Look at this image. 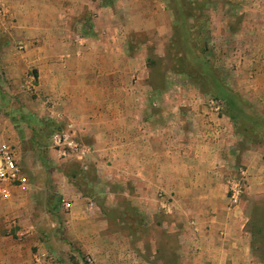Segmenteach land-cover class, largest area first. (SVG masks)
Here are the masks:
<instances>
[{
    "label": "rangeland",
    "instance_id": "rangeland-1",
    "mask_svg": "<svg viewBox=\"0 0 264 264\" xmlns=\"http://www.w3.org/2000/svg\"><path fill=\"white\" fill-rule=\"evenodd\" d=\"M27 2L36 4L35 0ZM71 2L76 10L69 13ZM64 3L61 14L73 26L78 28L79 20L84 19L92 34L97 27L102 38L116 39L114 50H126L121 65L131 73L121 80L138 87L141 116L146 109L153 120L162 117L171 153L177 149V134L186 153L191 151L192 138L224 139L212 157L221 171L212 176L223 187L215 191H222L225 197L220 204L185 202L187 196L199 192L193 185L206 179L201 178L205 174L190 168L201 167L193 162L184 173L167 172L168 187L147 190L155 199L149 200L140 173L126 169L127 156L105 161L106 170L96 173L89 164L84 168L94 152L92 145L82 158L60 157L53 151L50 135L64 123L37 115L43 98L25 83L33 68L22 67L21 81L4 75L1 55H23L28 48L22 39L4 42L17 36L9 10L16 2L0 0V133L17 141L19 164L36 182L35 190L28 192L37 198L35 221L42 230L39 244L44 252L39 253L41 258L36 255L53 264H197L186 258L201 237L200 230L209 222L208 216L224 214L238 217L232 221L234 225L244 223L250 244L257 249L253 254L257 260L264 249V221L256 220L259 216L264 220V130L254 128L256 122L264 125V98L246 90V82L241 86L238 70L243 69L240 50L247 36L257 42L264 37V0ZM157 126L152 124V133ZM75 137L82 144L76 133ZM111 167L114 171L107 170ZM235 180L244 181V186L238 202L231 204L230 182ZM257 184L263 188L258 185L257 189ZM75 189L92 202L89 213L73 211Z\"/></svg>",
    "mask_w": 264,
    "mask_h": 264
},
{
    "label": "crops",
    "instance_id": "crops-1",
    "mask_svg": "<svg viewBox=\"0 0 264 264\" xmlns=\"http://www.w3.org/2000/svg\"><path fill=\"white\" fill-rule=\"evenodd\" d=\"M12 1L16 4L13 9L9 7V10L15 18L12 28L17 36L11 40L7 37L4 42L22 39L28 49L23 55H1L6 67L4 75L9 79L14 78L13 81H21L19 77L24 74L22 67L33 68V74H28L29 79L25 83L27 87L33 78V91L45 100L41 99L37 115H45L56 123L71 122L82 142L79 157H83L86 147L88 150L89 145L94 147L85 169L90 167L98 173L106 170L105 161L113 158L112 161L116 162L120 156H127L126 169L133 174L140 173L137 175L142 176L146 189L144 195L152 200L154 197L146 191L166 190L167 172L184 173L193 168L205 174L201 178L206 179L193 185L199 192L197 195L193 193L190 198L187 196L185 202L223 203L224 193L215 191L223 188L220 179L212 176L221 169L216 167L212 157H216L213 152H216L218 143L221 141L222 144L224 139L215 142L216 137L208 141L205 138H192L191 151L186 153L188 151L180 143L181 135L177 134L174 139L177 149L171 153V140L165 133L166 128L161 126L165 123L160 121L162 117L153 120L149 114L146 115L143 106L145 110L141 116L142 112L138 108L142 102L136 100L138 87H132L121 80L123 75L128 76L131 72L121 65L126 50L125 54L123 49H113L114 37L112 41L102 38V32L98 33L97 27L92 34V29L87 30L90 25L84 19L79 20L78 29L63 18L61 13L64 14V1L72 0H35L33 6L26 5L29 0ZM68 5V12H75V7H71L72 2ZM82 8L80 4L79 13ZM248 33L243 32V35ZM247 37L240 50L243 53V61H240L243 69L238 70L241 86L246 82V90L264 98V37L259 42L251 40L249 35ZM244 75H247L246 81L243 80ZM152 124L158 125L156 133L151 131ZM0 142L19 148L17 141L6 139L1 133ZM195 157L197 160H194ZM190 162L200 164L201 167L196 165L189 168ZM107 170L114 171L113 167ZM64 178L67 180V177ZM29 184L28 192L34 191L36 182L29 179ZM258 185L257 189L263 188V185ZM28 192L8 202L0 201V264H53L40 259L39 253L44 251L39 244L42 230L35 221L37 198L30 197ZM74 193L77 199L73 202V211L83 215L84 211L89 213V205L92 204L90 199L80 197L77 189ZM237 218L224 214L208 216L209 222L200 230L201 237L197 238L186 260L197 264H264V261L253 257V248L243 228L244 223H232ZM238 220L242 221L240 217ZM47 249L51 250L50 247Z\"/></svg>",
    "mask_w": 264,
    "mask_h": 264
},
{
    "label": "built area",
    "instance_id": "built-area-1",
    "mask_svg": "<svg viewBox=\"0 0 264 264\" xmlns=\"http://www.w3.org/2000/svg\"><path fill=\"white\" fill-rule=\"evenodd\" d=\"M32 81L28 82V89H33ZM49 145L60 157L81 155L82 153V145L75 137V129L71 122L64 123L61 129L50 135ZM243 182L237 180L230 182L229 199L231 204L238 202L244 186ZM29 190V179L19 164L18 149L14 145L0 142V201H11L15 196L26 194Z\"/></svg>",
    "mask_w": 264,
    "mask_h": 264
},
{
    "label": "trees",
    "instance_id": "trees-1",
    "mask_svg": "<svg viewBox=\"0 0 264 264\" xmlns=\"http://www.w3.org/2000/svg\"><path fill=\"white\" fill-rule=\"evenodd\" d=\"M233 117H234V115H233ZM256 122V121H255ZM256 127L254 128L255 129V131L257 132L258 130H264V125H262L261 123H259V122H256ZM258 126V127H257ZM256 135H258V133L256 134ZM256 220L257 221H264L260 216L259 217H256ZM259 229V228H258ZM254 248H253V254H255L256 252H257V249H256V247L255 246H253ZM256 249V250H255ZM259 254H261V256H259L258 258H257V260H259V261H264V249L262 250V251H260L259 252Z\"/></svg>",
    "mask_w": 264,
    "mask_h": 264
}]
</instances>
